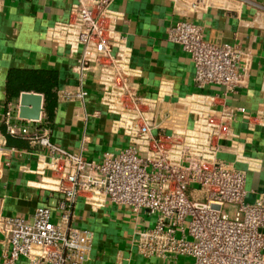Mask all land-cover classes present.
Instances as JSON below:
<instances>
[{
    "label": "built area",
    "instance_id": "1",
    "mask_svg": "<svg viewBox=\"0 0 264 264\" xmlns=\"http://www.w3.org/2000/svg\"><path fill=\"white\" fill-rule=\"evenodd\" d=\"M114 0H73L66 21L49 29V38L76 54L75 70L83 81L95 73L99 101L112 115L126 145L100 160L64 149L48 128L17 116L18 102L4 113L7 134L38 145L34 172L61 198L54 207L39 206L30 218L9 216L7 248L0 264H85L94 233L71 223L78 197L93 209L113 204L143 212L149 225L136 231L131 246L140 259L177 264H264V195L244 201L245 172L221 161V141L234 142L232 124L242 108H214L201 95L173 106L142 95L132 79L131 50L116 25L121 13ZM167 40L189 54L198 88L233 90L242 82V52L235 45L207 41L202 27L179 20ZM88 91L58 90V101L84 102ZM100 114L96 111L94 115ZM264 124V112L258 115ZM8 155L14 149L0 147ZM224 206H234L231 216Z\"/></svg>",
    "mask_w": 264,
    "mask_h": 264
},
{
    "label": "crops",
    "instance_id": "2",
    "mask_svg": "<svg viewBox=\"0 0 264 264\" xmlns=\"http://www.w3.org/2000/svg\"><path fill=\"white\" fill-rule=\"evenodd\" d=\"M72 2L0 0V147L14 149L8 155L0 150V263L8 236L3 219L30 218L37 207H54L61 198L33 171L42 149L6 132V104L18 102L22 92H35L9 97L6 85L11 69L52 70L57 75L56 89L84 87L88 91L83 103L56 100L50 115L44 108V95L35 92L43 96V105L40 120L31 126L50 129L56 144L92 160L126 145L121 130L113 127L114 117L99 101L95 73H87L80 81L75 70L77 55L49 38L52 25L67 20ZM111 8L122 15L116 27L131 50L130 67L136 73L132 82L142 95L173 106L182 105L180 100L187 96L201 95L214 108L243 109L232 124L234 142L221 141L218 157L245 172L246 203L264 195V124L258 118L264 112V0H114ZM184 19L199 24L207 41L240 49L242 82L238 87L195 85L189 54L166 36L171 25ZM96 111L100 114L94 115ZM150 222L143 212L135 214L124 206L108 203L93 209L83 196L72 208L71 223L94 233L85 264H139L131 241Z\"/></svg>",
    "mask_w": 264,
    "mask_h": 264
},
{
    "label": "trees",
    "instance_id": "3",
    "mask_svg": "<svg viewBox=\"0 0 264 264\" xmlns=\"http://www.w3.org/2000/svg\"><path fill=\"white\" fill-rule=\"evenodd\" d=\"M56 85L57 75L55 71L11 69L8 72L6 87L9 97H18L21 91L42 93L44 95V108L46 113L50 115V107L57 100L58 89H56Z\"/></svg>",
    "mask_w": 264,
    "mask_h": 264
},
{
    "label": "water",
    "instance_id": "4",
    "mask_svg": "<svg viewBox=\"0 0 264 264\" xmlns=\"http://www.w3.org/2000/svg\"><path fill=\"white\" fill-rule=\"evenodd\" d=\"M43 96L35 92H22L18 100V117L38 121L41 118Z\"/></svg>",
    "mask_w": 264,
    "mask_h": 264
},
{
    "label": "rangeland",
    "instance_id": "5",
    "mask_svg": "<svg viewBox=\"0 0 264 264\" xmlns=\"http://www.w3.org/2000/svg\"><path fill=\"white\" fill-rule=\"evenodd\" d=\"M234 208H235L234 206H224L223 212H226L231 216V213L233 212ZM135 262H138L139 264H162L160 260L139 259ZM176 262L177 264H193V259L189 256L178 257Z\"/></svg>",
    "mask_w": 264,
    "mask_h": 264
}]
</instances>
